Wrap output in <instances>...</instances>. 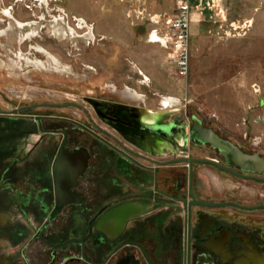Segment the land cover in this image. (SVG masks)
<instances>
[{
    "label": "flooded vegetation",
    "instance_id": "af4514ba",
    "mask_svg": "<svg viewBox=\"0 0 264 264\" xmlns=\"http://www.w3.org/2000/svg\"><path fill=\"white\" fill-rule=\"evenodd\" d=\"M36 86L0 81V264H264V148L115 85L70 103Z\"/></svg>",
    "mask_w": 264,
    "mask_h": 264
},
{
    "label": "rangeland",
    "instance_id": "374dc122",
    "mask_svg": "<svg viewBox=\"0 0 264 264\" xmlns=\"http://www.w3.org/2000/svg\"><path fill=\"white\" fill-rule=\"evenodd\" d=\"M40 3L0 0V11L10 9L18 20L35 22L38 35L32 40L34 45L45 47L80 76L67 78L31 71L29 76L39 89L33 92L41 100L70 103L77 95L97 91L108 94L115 85L118 94L113 95L119 99L120 92L128 87L143 96V100L126 99L128 102L160 111L165 106L161 105L162 97L172 96L176 103L166 110H174L179 116L196 114L233 139L264 148V0H230L214 8L210 5L202 16L204 21L191 25L189 72L185 78L169 73L168 51L159 41H149L152 25L139 13L153 12L145 4L131 7L126 0H48L47 6ZM194 12L191 8V17ZM54 17L65 18L63 33L70 27L82 37L92 27L93 39L69 40L54 33ZM75 17L87 24L77 28ZM10 36L3 38L11 40ZM6 44L2 47L7 48ZM18 46L25 48L17 42L10 48L17 52ZM0 65V81L25 79L13 78L6 66ZM16 89L12 84L5 89L9 99L18 101L13 97L18 94Z\"/></svg>",
    "mask_w": 264,
    "mask_h": 264
},
{
    "label": "bare ground",
    "instance_id": "6f19581e",
    "mask_svg": "<svg viewBox=\"0 0 264 264\" xmlns=\"http://www.w3.org/2000/svg\"><path fill=\"white\" fill-rule=\"evenodd\" d=\"M40 1H41V3H40L41 5H43V6L48 5V0H40ZM75 18H77V20L79 21L77 28L82 29V27H84L87 24L83 18H80V17H75ZM7 21L9 23L7 25L2 26ZM31 21L30 20L29 21H27V20L26 21L25 20L20 21L14 17V15L10 9H6V8L2 9L0 11V25L2 26L0 28V38L6 37L9 39V35H12L13 38H10L11 40H7L9 45L14 44V42H17L18 44L22 43V45H24L26 43V40L27 41L34 40V38L37 37L38 32H37V28L34 26L35 22L33 23ZM64 22H65L64 17H60V18L54 17V19L52 21V24H53L52 27H53L54 33H56L58 35L62 34L65 39H69V40L75 39L76 37H79L82 40H87V41L93 39L92 27H89L88 33L83 35L82 37L77 31H75L73 28H70V27H68V30L65 31V33H63L64 28L62 25ZM12 36H10V37H12ZM151 39H152V41L153 40L154 41H158V40L161 41L162 40L158 35H152ZM161 43L164 44L162 41H161ZM32 51H35L36 55L37 54L41 55L42 58L36 57V56L34 57L31 54ZM0 63L2 65L6 66V68L9 70V73L12 75L13 78H18L19 76H23L25 79L31 80V77L28 75V73H30L31 71H39V72H44L46 74H50V75H54V76H56V75L57 76H64L67 78L71 77V76H75L76 78L80 77L78 74H73V71L67 65H64L55 55H53L51 52H49L45 47H41L38 45H34V47L30 50L29 54H28V52H27V54H23L21 51L13 53V51L9 52L6 50V59H2L0 61ZM24 71H27V72H24ZM32 91H37V90L32 89ZM41 92L44 94H49L47 91H44V90H42ZM120 95L123 98L132 99L134 101L143 100L142 95H140L137 91L132 90L128 87H126L125 90L120 92ZM173 98L174 97H172V96H169V97L163 96L162 97V103L165 106H173V105H175V102H176V100ZM163 104H161V105H163ZM215 184H217L216 180H215Z\"/></svg>",
    "mask_w": 264,
    "mask_h": 264
},
{
    "label": "built area",
    "instance_id": "2783aa9c",
    "mask_svg": "<svg viewBox=\"0 0 264 264\" xmlns=\"http://www.w3.org/2000/svg\"><path fill=\"white\" fill-rule=\"evenodd\" d=\"M190 12L191 6L186 1L177 6V11L173 15L139 13L140 16L148 18L147 21L152 25L150 36L158 35L162 39L164 44L158 41L168 51L170 63L168 71L178 78H185L189 72Z\"/></svg>",
    "mask_w": 264,
    "mask_h": 264
},
{
    "label": "crops",
    "instance_id": "0c3cea01",
    "mask_svg": "<svg viewBox=\"0 0 264 264\" xmlns=\"http://www.w3.org/2000/svg\"><path fill=\"white\" fill-rule=\"evenodd\" d=\"M126 1H127V5L128 6L130 5L131 7L136 4L143 3L153 13H167V14H174L179 4L187 1L189 2L191 8L192 9L194 8L195 11L197 12V13L194 12L195 14H192L191 17L192 20L190 24V31H191V25H196L204 21V19H202V16L204 15V12L208 10L207 8H210V5H213L212 7L214 8L215 6L218 7L221 4H226V2L230 0H126ZM166 107H164V110H166ZM123 185H124L125 193L129 192L131 185L128 182H125Z\"/></svg>",
    "mask_w": 264,
    "mask_h": 264
},
{
    "label": "water",
    "instance_id": "95a60500",
    "mask_svg": "<svg viewBox=\"0 0 264 264\" xmlns=\"http://www.w3.org/2000/svg\"><path fill=\"white\" fill-rule=\"evenodd\" d=\"M107 215H108L107 217H105V216H103V217H105V220H106L105 222H106V224H107V223L109 224V223H111L112 215H109V214H107Z\"/></svg>",
    "mask_w": 264,
    "mask_h": 264
}]
</instances>
